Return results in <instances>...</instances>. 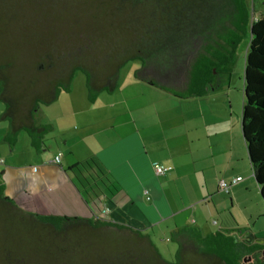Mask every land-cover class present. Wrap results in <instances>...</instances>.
<instances>
[{
  "label": "trees",
  "instance_id": "trees-1",
  "mask_svg": "<svg viewBox=\"0 0 264 264\" xmlns=\"http://www.w3.org/2000/svg\"><path fill=\"white\" fill-rule=\"evenodd\" d=\"M73 1L86 5L83 9L89 8L90 17L99 16V23L84 24L75 13L70 24L60 25L55 13L66 10L67 0H0V100L5 105L0 115L9 132L25 130L34 143L40 142L47 129L36 121V110L67 89L77 70L85 74L88 98L94 100L100 92L115 91L120 68L136 58L141 66L135 79L178 97L195 96L206 90L214 69L208 60L201 66V58L190 65L197 46H218L221 33L226 37L245 24L249 40L240 129L264 199V11L248 19L243 0ZM13 31L18 35L15 45L31 47L24 57L25 76L17 82L8 71L13 66L8 53L15 45L6 46ZM200 67L202 81L191 84ZM179 73H185V87L179 85ZM189 86L197 88L190 92ZM91 164L99 167L92 157L79 166ZM22 229L26 235L36 234L33 245L18 243L15 235ZM193 240L179 241L175 262L167 261L138 229L99 218L36 214L0 187V264H231Z\"/></svg>",
  "mask_w": 264,
  "mask_h": 264
},
{
  "label": "crops",
  "instance_id": "crops-1",
  "mask_svg": "<svg viewBox=\"0 0 264 264\" xmlns=\"http://www.w3.org/2000/svg\"><path fill=\"white\" fill-rule=\"evenodd\" d=\"M118 87L89 100L85 85L77 88L72 78L54 101L36 110L37 122L47 129L38 143L25 130L12 134L1 119L3 194L40 215L128 225L148 235L156 248L155 240L172 241L167 251L181 240L202 238L196 216L199 209L208 211L213 184L224 192L220 180L241 179L240 118L209 91L179 98V105L166 92L165 106L153 113L145 112L155 104L152 98L130 102L117 94ZM148 114L151 121L145 120ZM91 157L100 169L93 164L81 169L79 164ZM154 165L170 169L157 174Z\"/></svg>",
  "mask_w": 264,
  "mask_h": 264
},
{
  "label": "rangeland",
  "instance_id": "rangeland-1",
  "mask_svg": "<svg viewBox=\"0 0 264 264\" xmlns=\"http://www.w3.org/2000/svg\"><path fill=\"white\" fill-rule=\"evenodd\" d=\"M243 5L246 9L245 17L248 19L259 16L260 12L264 11V0H243ZM65 6L66 10H56L55 13L56 17L59 18L60 25L66 23L70 24L75 13L82 23L85 22L84 24L92 25L93 27L100 21L99 16L90 17L88 11L89 8L86 10L83 9L86 5L82 2L67 0ZM248 29V25L244 24L240 26L239 29L228 32L226 37L221 33L218 36V46H214L213 44L211 46L209 45L207 48H205L206 46L204 45L202 48L197 46L195 50L197 56L190 59V65L193 66L197 64V61H199L200 58L203 63H201V66L204 65V62L208 64L210 61L214 64V69L212 70L210 82L207 84L206 90L195 93V96L191 97H200L209 91L213 94L212 96L221 103V105H225L226 110L231 111L232 114L239 118L242 101L244 55L249 40ZM17 37L18 35L13 31V36L10 37V39L8 38L6 46L11 44L12 46L15 45V39H17ZM5 38L3 39L5 40ZM24 40L25 39H23L22 42H24ZM29 51H31V47H24V43H21V46L17 44L13 46V48H10L8 54L12 58L13 66L8 71L13 82H17V79H19L21 74L25 76L23 64H26L27 60L24 57ZM140 66L141 61L136 58L127 61L120 68L118 74L119 87L116 92L118 94V91H120L123 95L129 98L130 102H135L136 99L140 98H152L156 105L153 104L148 110H143H145V112L151 110L153 113L155 111L158 112L162 106H165V96H167V91L135 79L134 72ZM197 71L198 72L195 71L194 76L191 77V84L200 83L202 81L201 79H203L200 75L204 72L203 68L200 67ZM184 76L185 73L178 74L179 85L183 87L186 86V80H182V77ZM73 78L76 81L77 88L81 89V85H85L86 87V77L81 70H77L74 73ZM78 80L79 83L77 85ZM189 88V91L191 92L195 90L197 86H189ZM178 89L181 88H177V90ZM197 90L200 91L199 88ZM139 91H141L142 94L138 93ZM106 93L110 94L109 92ZM169 94L170 98L175 100L176 104L179 105L180 103L177 102H179V98L182 97L175 96L171 93ZM198 100V102H201L200 104L203 108H205L206 105L202 102L204 99L198 98ZM195 104H197V101H195ZM43 105L44 104H40L39 107L42 108ZM4 106V103L0 100L1 112H3ZM152 118L153 116L148 114L145 117V120L151 121ZM237 141L240 153H242V162L239 160L240 164L237 171L238 175L241 176V179L236 185L232 186L227 193L217 191V185L213 184L214 190H212L211 193L212 197L209 196V198H207L208 211L207 209L205 210V208L199 209L200 218H197L196 216L198 222L195 226H200V230H202L200 233L202 234V238L193 241L194 243L202 241L204 249H213L216 252H219L224 255L231 264H238V259L242 264H264V199L261 198L257 184L253 178L247 152L243 144L240 127ZM211 199H213L214 204L211 202ZM186 216L187 222L189 223L191 220V214ZM214 222L216 223L214 224ZM208 232H211L213 236L208 237ZM205 236L207 237L205 238ZM15 237L17 238L18 243L23 245L30 246L36 242V234L33 233L26 235L24 229L20 230ZM171 242L160 243L155 240V245H157L158 252L165 260L175 262L178 245H176L175 249H172V251H167V245H171ZM14 246L17 247V245Z\"/></svg>",
  "mask_w": 264,
  "mask_h": 264
},
{
  "label": "built area",
  "instance_id": "built-area-1",
  "mask_svg": "<svg viewBox=\"0 0 264 264\" xmlns=\"http://www.w3.org/2000/svg\"><path fill=\"white\" fill-rule=\"evenodd\" d=\"M59 160V154L56 155L53 158V162H58ZM2 163V159L0 158V164ZM170 169V167H164V166H160V165H154V171L157 174H162L164 173L166 170ZM238 181L237 178H232L230 181H225V180H220L218 183L219 189L224 191V192H228L230 187L234 184H236Z\"/></svg>",
  "mask_w": 264,
  "mask_h": 264
}]
</instances>
